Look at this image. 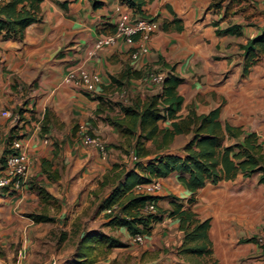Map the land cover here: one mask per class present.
<instances>
[{
	"label": "crops",
	"instance_id": "0c3cea01",
	"mask_svg": "<svg viewBox=\"0 0 264 264\" xmlns=\"http://www.w3.org/2000/svg\"><path fill=\"white\" fill-rule=\"evenodd\" d=\"M63 1L41 0L42 20L30 23L22 38L2 39L0 35V131L4 138L0 173L8 143L20 139L28 153L29 177L20 191L7 193L0 188V199L25 216L43 212L52 218L34 222L26 216L36 224L55 221L68 236L72 229L76 238L71 256L87 230L100 229L119 238L125 246L111 247L92 263L109 264L113 249L129 253L140 244L126 227L103 225L107 220V209L100 207L103 198L138 160L135 137L122 134L109 118L123 115L120 103L132 104L137 97L143 100L162 92L163 81L150 82V73L181 78L177 86L183 97L181 106L175 117L159 119V128H172V122L186 117L190 109L200 114L220 105L221 122L254 131L264 147V58L247 75H240V44L264 27V0H222L209 8L211 0H146L145 14L155 15L161 28L146 43L148 50L136 58L131 54L140 42L137 35L132 42L118 40L89 54L95 39L114 31V8L124 4L121 0H101L97 7L92 0ZM233 23L240 25L239 35L217 32ZM80 65L99 74L95 92L86 93L63 80ZM126 67L129 75L121 76ZM113 77L119 80L114 82ZM85 130L108 145L105 152L82 141ZM192 134L191 130L177 133L162 149H156L161 136L147 139L150 152L141 161L166 152L182 154ZM153 181L161 187L152 194L176 197L159 199V207L169 210L173 201L188 205L191 192L176 171ZM148 185L140 183L134 189L147 192ZM39 187L48 194L40 193ZM195 196L193 209L201 218H210L208 236L218 264H264V242H256L264 229V182H257V173L206 182ZM12 222L0 221V241ZM178 224V218L165 216L144 237L143 250L153 249V244L161 248L154 264H193L181 251L186 260L171 259V253L164 250L177 242L172 232L176 230L181 238ZM251 236L255 240H243Z\"/></svg>",
	"mask_w": 264,
	"mask_h": 264
},
{
	"label": "trees",
	"instance_id": "16d2710c",
	"mask_svg": "<svg viewBox=\"0 0 264 264\" xmlns=\"http://www.w3.org/2000/svg\"><path fill=\"white\" fill-rule=\"evenodd\" d=\"M134 13L147 16L144 12L146 0H121ZM222 0H211L208 8L219 6ZM64 0L62 4H65ZM41 0H0V35L2 39L22 38L26 27L33 22L42 20ZM94 7L102 4L101 0H92ZM240 25L233 23L217 32L241 33ZM242 50L241 77L247 75L251 66L264 58V27L255 35L250 36L240 44ZM140 72L137 71V75ZM129 68H125L121 76H128ZM141 75V74H140ZM119 79L113 77L116 82ZM181 78L168 75L163 79L162 92L147 95L145 99H137L132 104L120 103L123 112L121 117L109 118L110 122L120 128L124 135H133L134 154L138 160L134 166L124 171L123 178L115 183L110 192L100 204L107 220L103 225L113 227L124 226L130 235L151 233L155 222L163 220L165 216L178 218V228L182 231L180 251L187 255L193 264L199 262L192 259L203 258L204 264H218L213 256L211 241L208 236L209 217L201 218L193 209L198 189L206 182L216 183L221 179H233L238 174L248 177L257 173V182H264V147L254 131H244L241 126L221 122L219 119L220 105L214 106L204 113H196L190 109L186 117L173 121L172 128H159V119L176 116L183 97L178 93L177 86ZM192 131V137L184 144L183 153L166 152L155 155L142 162L141 159L149 155L145 145L147 139L156 141V149L165 148L172 142L175 134ZM138 131V132H137ZM89 132V131H88ZM90 133V132H89ZM93 135L92 133H90ZM9 140L12 138L9 135ZM157 140V139H156ZM106 147L108 145H105ZM6 151V150H5ZM2 156L1 159H4ZM178 173V179L186 185L191 194L188 205L174 202L171 209L158 206V200L164 197L176 198L173 195H156L135 191L134 187L140 183L153 181L155 177H166L171 172ZM40 193L45 191L38 188ZM148 201H155L156 212H144L143 207ZM26 216L34 222L51 221L52 218L43 212H28ZM62 233L61 238H65ZM255 240L251 236L243 240ZM126 243L100 229L87 230L77 243L73 252L71 264H92L97 256L111 247L125 246Z\"/></svg>",
	"mask_w": 264,
	"mask_h": 264
},
{
	"label": "built area",
	"instance_id": "2783aa9c",
	"mask_svg": "<svg viewBox=\"0 0 264 264\" xmlns=\"http://www.w3.org/2000/svg\"><path fill=\"white\" fill-rule=\"evenodd\" d=\"M116 22L115 29L112 33L101 35L95 39L93 48L89 51L92 55L96 50L102 46L113 44L121 40L125 42H132L134 36L137 35L140 40L137 49L131 54L132 58H136L140 53L148 50L147 42L158 30H160V21L153 16H141L124 4H118L115 8ZM165 77L164 73H150L149 79L152 83H160ZM63 80L73 83L79 89L86 93H93L96 90L97 84L100 82V76L97 72L90 71L85 65H80L74 70L64 75ZM9 114V112H5ZM17 117V116H15ZM18 118V117H17ZM4 142L3 135L0 131V143ZM82 141L86 144H93L99 148L100 151L105 152V144L96 136L91 135L87 130L82 133ZM8 151L4 156V163L0 173V188L7 193H14L23 189L28 183V153L25 146L20 139H13L8 143ZM148 191L151 193L160 189L161 184L157 181L148 182ZM158 206L155 201H148L143 207L144 212H156ZM107 211H110L108 208ZM144 235L136 234L132 236V240L136 243H142ZM257 243L264 242V229L256 237Z\"/></svg>",
	"mask_w": 264,
	"mask_h": 264
},
{
	"label": "rangeland",
	"instance_id": "374dc122",
	"mask_svg": "<svg viewBox=\"0 0 264 264\" xmlns=\"http://www.w3.org/2000/svg\"><path fill=\"white\" fill-rule=\"evenodd\" d=\"M1 201H3L2 198L0 199V221H13L10 230L14 229L13 232L8 229L9 231L1 236L3 242L0 241V264H69L71 249L76 238L72 229L68 236V231L62 229L55 221L36 224L23 212L17 208L14 209L13 204L7 205V202L1 203ZM62 233L68 236L65 242L64 238H61ZM171 235L177 239V242L169 244L164 250L171 253L168 255L171 259L176 256L178 259L186 260L180 254L179 242L182 236L179 238L176 230ZM153 247V249L143 250L140 243L129 253L113 249L109 264H154L152 260L160 257L158 252L161 248L154 244ZM170 258L167 257V259ZM192 260L199 262L198 264H204L203 258L195 257ZM96 264H103V260Z\"/></svg>",
	"mask_w": 264,
	"mask_h": 264
}]
</instances>
